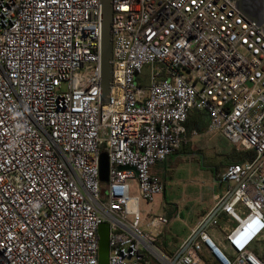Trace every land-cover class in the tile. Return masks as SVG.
Returning a JSON list of instances; mask_svg holds the SVG:
<instances>
[{
  "label": "built area",
  "instance_id": "1",
  "mask_svg": "<svg viewBox=\"0 0 264 264\" xmlns=\"http://www.w3.org/2000/svg\"><path fill=\"white\" fill-rule=\"evenodd\" d=\"M112 5L104 102L101 0H0V264H99L104 222L109 264H264L252 250L264 237V27L235 0ZM193 110L256 157L226 166L228 189L199 227L224 205L173 263L169 220L145 230L140 202L164 194L152 167L182 148Z\"/></svg>",
  "mask_w": 264,
  "mask_h": 264
},
{
  "label": "rangeland",
  "instance_id": "2",
  "mask_svg": "<svg viewBox=\"0 0 264 264\" xmlns=\"http://www.w3.org/2000/svg\"><path fill=\"white\" fill-rule=\"evenodd\" d=\"M221 139L216 141L220 142L222 151L227 150L226 142ZM217 153L218 149L210 148L205 154H198L197 158L173 156L169 161L171 171L166 175V193L157 196L152 203L141 201L143 217H147L150 211L151 218L161 216L169 220V228L163 237L166 248H171L174 243H181L189 235L202 210L212 205L215 191L220 187L223 193L227 191L225 181H213L211 171L204 167V163L209 166L211 162L221 159ZM134 194H137V190ZM151 263L158 264V261L152 258Z\"/></svg>",
  "mask_w": 264,
  "mask_h": 264
},
{
  "label": "crops",
  "instance_id": "3",
  "mask_svg": "<svg viewBox=\"0 0 264 264\" xmlns=\"http://www.w3.org/2000/svg\"><path fill=\"white\" fill-rule=\"evenodd\" d=\"M210 126V117L209 114L205 111H199V110H193L190 112L188 119L185 123V142L182 145V148L174 155L170 156L166 161L160 162L156 164L155 166L152 167V173L156 176H158L165 184V192L167 189V182H166V175L168 172L171 171V167L169 165V161L173 156L177 155H182V156H190L197 158L198 154H205L207 150L212 149H218V153L216 154L217 156H221V159L218 161H213L210 163L209 166H206L204 163L205 168H209V171L212 173V179L213 181H220L224 180L225 181V187L228 189V183L227 181L221 177V174L224 172L227 164H230L229 161V155L233 151V149L237 146H234L231 144L223 135L216 134L212 135L208 132ZM218 138H222L221 140L226 142V149H223L219 145L220 142H217L216 140ZM223 188V187H222ZM225 192L223 193V190L220 189L218 191H215L214 193V198H213V203L210 206V208L206 210H202V213L200 215V218L198 221L195 223V225L191 228V232L189 235L181 242V243H174V245L171 248H166L165 247V241L164 240V235L167 232L169 225H167L163 231H162V241H161V246L164 248L166 254H168L171 257H175L183 248L185 243L191 238L193 235L194 231L199 227L200 223L209 215V213L214 209L215 204L221 198ZM141 204V202H140ZM151 218L150 211H148V216L144 217V229L145 230H150V228L147 227V223L149 219ZM221 229L229 228L230 221L226 219L225 216H221ZM208 232L210 235L214 238L216 243L219 245L221 249L227 252L228 255H230L228 249L226 248L225 242L223 241L222 235H221V230L220 229H208ZM263 242H264V237L256 241L253 246L252 250L255 253H261L263 251ZM206 255L212 259L211 254L206 251Z\"/></svg>",
  "mask_w": 264,
  "mask_h": 264
},
{
  "label": "water",
  "instance_id": "4",
  "mask_svg": "<svg viewBox=\"0 0 264 264\" xmlns=\"http://www.w3.org/2000/svg\"><path fill=\"white\" fill-rule=\"evenodd\" d=\"M233 2L234 0H230ZM236 7L239 11L251 20L258 28L264 27V0H235ZM103 8V36H102V100L107 101L110 94V86L113 80V66L111 61L113 59V35H112V22H113V5L112 0H101ZM264 32V29L262 30ZM264 160V156L262 158ZM100 178L103 183L109 180V158L106 152L100 156ZM225 203V202H224ZM220 205L217 210L198 228L195 234L188 240L182 250L175 256L173 263L187 251L192 241L207 227L212 218L220 211ZM99 264H109L110 257V225L109 223H102L99 228Z\"/></svg>",
  "mask_w": 264,
  "mask_h": 264
},
{
  "label": "trees",
  "instance_id": "5",
  "mask_svg": "<svg viewBox=\"0 0 264 264\" xmlns=\"http://www.w3.org/2000/svg\"><path fill=\"white\" fill-rule=\"evenodd\" d=\"M230 163H242L246 160H252L256 157V153L251 150H245L239 147H235L231 154L228 156ZM264 261V242L263 251L256 253Z\"/></svg>",
  "mask_w": 264,
  "mask_h": 264
}]
</instances>
